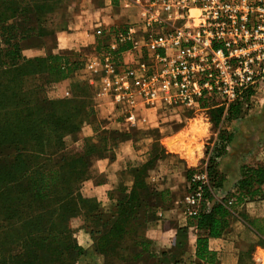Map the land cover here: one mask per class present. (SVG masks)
I'll return each instance as SVG.
<instances>
[{
    "label": "crops",
    "instance_id": "obj_1",
    "mask_svg": "<svg viewBox=\"0 0 264 264\" xmlns=\"http://www.w3.org/2000/svg\"><path fill=\"white\" fill-rule=\"evenodd\" d=\"M126 1L82 0L69 3L68 25L58 31L52 42L44 38L40 44L31 46L28 53L31 57L52 53L76 58L85 55L88 58L95 50L103 48L107 30L123 28L134 20L132 8L125 7ZM91 99L93 112L84 125V131L78 132L79 147L74 146L64 152L65 155L77 154L84 158L88 178L80 186V193L93 198L103 214L110 213L122 196L135 191L150 196L152 205L153 220L143 231L148 248L141 256L123 264H148L152 254L168 258V264H207L195 255L196 239L205 236L206 231L198 230L194 223L189 222L185 196L188 177L204 160L205 144L219 132L220 127L212 126L208 117L211 110L153 108L138 103L134 109L135 120L130 122L126 119L128 108L118 107L107 99H98L95 94ZM88 139L94 143L100 139V145L87 151L84 142ZM231 157L230 154L223 156L218 165L222 182L213 192L214 202L227 199L230 204L226 228L218 237H209L207 241L214 264H239L238 236L243 229L250 230L241 215L251 219L264 213V183L259 196L234 202L240 191L238 182L242 175L239 170L235 171L236 161L233 162ZM139 168H142L143 188L134 185L135 176L131 173ZM113 170L120 175L129 174L123 181L125 184L111 176L110 171ZM254 236L258 238L255 233ZM77 240L78 245L86 249L90 247L92 237L84 228L78 231ZM132 251L141 253L140 248ZM253 259L256 264H264V247L253 253Z\"/></svg>",
    "mask_w": 264,
    "mask_h": 264
},
{
    "label": "built area",
    "instance_id": "obj_2",
    "mask_svg": "<svg viewBox=\"0 0 264 264\" xmlns=\"http://www.w3.org/2000/svg\"><path fill=\"white\" fill-rule=\"evenodd\" d=\"M134 20L109 29L105 49L84 59L98 99L130 111L183 107L218 112V126L239 119L264 93V0H127ZM179 24V25H177ZM120 47L122 50L118 51ZM222 143L205 144L204 167L190 177L187 216L195 215L209 183L206 166L220 160ZM208 210L210 202H203Z\"/></svg>",
    "mask_w": 264,
    "mask_h": 264
},
{
    "label": "rangeland",
    "instance_id": "obj_3",
    "mask_svg": "<svg viewBox=\"0 0 264 264\" xmlns=\"http://www.w3.org/2000/svg\"><path fill=\"white\" fill-rule=\"evenodd\" d=\"M79 1L81 2L82 0H45L44 4L46 6H44L42 0H0V122L1 119H4L5 113L7 117L12 115L15 104L22 97L24 100L28 99L27 97L29 96L31 99L36 96L39 100H46L44 108L39 111L41 120L37 121L34 126H23L24 130H29L31 146H37L44 151V154L38 156L34 161V164L40 161L43 162L44 169H49L52 164L68 158V156L64 155L66 149L74 146L79 147L78 132L84 131V125L88 123L90 116L82 114V116L76 118L73 110L79 109L83 112L88 105L92 106L93 100H87L86 98L94 94L95 88L88 82V73L83 70V65L81 68L71 72L67 77L59 78L56 73L48 72V64L46 62L33 60V57L28 53V49L39 43V41H43L44 38L48 42H52L58 31L69 23L70 12L67 5ZM45 7H47L46 18L42 21V19L37 18V15L41 16L42 9ZM41 24L46 26L48 32L44 38L32 33V28L36 30V26ZM14 43L18 45V52L15 56L9 53L14 50ZM89 53H86V55L89 56ZM82 58H85V55ZM80 95L84 97L79 98ZM68 117L70 118V125L68 126H54L50 122L53 118H60L61 122ZM208 117L212 126H215L217 121L215 111L211 110ZM218 128L217 137L222 129L221 126H218ZM222 132L225 136H229V139L225 152L217 163V167L221 163L223 156L227 154L232 156L233 162L236 161L235 171L239 170L241 172L244 167L255 164L264 166V93L258 94V98L254 100L248 112L242 114L239 119L230 122L229 126H223ZM16 135L17 126H0V179L2 180L9 179L2 165L4 166L8 161L13 162L16 157V149H14L15 143H18ZM46 159L47 161H45ZM203 167L204 160L196 171L201 170ZM110 174L111 176L114 175L115 178H119L121 183L129 176V174L120 175L115 170L110 171ZM80 175L78 173L74 176L72 174H64V172H61L60 175L58 174L53 183L54 187H52V190L54 194L52 196L58 195V191H61L59 188L61 187L60 181L69 180V182L74 183L75 187ZM83 183L84 180L78 184V192L81 196L80 186ZM146 197L144 195L141 196V198ZM142 200L141 203L143 204L144 199ZM50 202L53 204L52 201ZM93 205L87 204L90 207H93ZM9 208L10 216L6 218L4 216V205H2L0 200V224L9 223V226L0 232V248H3V251H0V264L109 263V261L105 262L107 257L94 247L93 238L90 247L86 249L80 247V253L76 249H70L69 251L63 249V246L68 242L71 245L76 244L79 246L77 234L80 229H84L83 223L85 222L80 213L69 214L67 217H60L58 220H54L53 213L55 212H53V209L50 210L51 213H48L47 218L49 219V215H51L50 220L54 221V223L49 222L46 224L50 226L51 233L62 238L55 243H44L38 237L40 233L34 234L32 231L35 224L45 222L43 221L44 219H41L42 216L33 218V221L29 222L27 212L20 217V214L13 212L15 206L12 205ZM34 210L32 214H37V207ZM141 210H145L144 207ZM133 215H135L134 212ZM255 218L259 221L258 225L264 226V213ZM92 222L94 230L98 227V233L94 236V239H97L98 235L107 229V226L103 228L102 225L109 222V216L96 215L95 220ZM127 223H129L128 232L130 230L137 232V228L132 226V221L127 220ZM150 223L149 221L148 224ZM99 244L101 245L102 243ZM112 244L110 242L105 244V246L110 247ZM237 244L241 252L239 264H256L253 259V253L259 247H264V241L256 238L251 229H243L238 236ZM130 245L131 243L128 240L127 242H121L120 247L114 254L116 253L121 257L130 256ZM97 249H99V245ZM108 253L112 254L111 250ZM8 254H10V257H8ZM115 258L117 256L111 258V264H114ZM164 259L160 256L151 258L149 264H167L168 261ZM115 264H123V261L116 260Z\"/></svg>",
    "mask_w": 264,
    "mask_h": 264
},
{
    "label": "trees",
    "instance_id": "obj_4",
    "mask_svg": "<svg viewBox=\"0 0 264 264\" xmlns=\"http://www.w3.org/2000/svg\"><path fill=\"white\" fill-rule=\"evenodd\" d=\"M44 6H46L45 0H42ZM48 6V5H47ZM47 7L42 9L41 16L37 15L38 19L46 18L45 13ZM39 24V23H38ZM32 33H36L39 36L46 37L47 30L46 26L38 25L35 28H32ZM109 35L105 33L103 38V48L99 49L101 51L107 46V41ZM22 38V37H21ZM39 43L35 44L38 45ZM34 46V45H33ZM101 46V47H102ZM14 50L9 53L15 56L18 52L17 43L13 44ZM123 47H120L118 51L122 50ZM97 52V50H95ZM33 60L46 62L48 64V72L56 73L59 78L67 77L74 70L81 68L83 65L84 58L72 57L68 54H52L48 53L43 57H33ZM30 97V96H29ZM27 97L25 99L22 97L19 102L15 104V108L10 117H7L5 113L4 119H1L0 126H17V139L18 143H15L16 157L14 161H8L5 165H2V168H5L6 176L9 179L2 180L0 179V200L2 205H4V216L8 218L10 216V206H15L13 212L20 214V217L27 212V218L29 222L33 221V218H38L42 216V220L45 221L42 224H35L33 226V233H40L38 235L39 239L44 243H55L58 240H61L62 237H57L55 234L51 233V228L46 223H54L50 220L51 215L48 217V213H51L50 210L53 209L54 220H58L60 217H67L69 214H78L80 213L83 216V226L88 230L89 234L94 240V247L100 253H103L105 262L111 264L112 257L117 256L116 260H122L123 262L130 259H135L145 253L148 248V241L143 235V231L147 226L148 222L153 220V212L151 211L152 205H150V196L144 194H138L137 191L131 194H127L121 197L120 201L115 205L114 209L108 213L103 214L97 209L96 201L93 198H85L81 196L78 192V184L82 180L88 178V173L86 170L84 158L81 155L70 154L65 155L68 158L61 160L56 164H52L51 168L44 169L43 162L35 163V159L44 154L43 150L40 148L32 147L29 140L31 135L29 130H24L23 126H34L37 121L41 120L39 117V111H41L46 103V100L37 98L33 96L32 99ZM83 95H80L79 98H83ZM92 96L86 98L87 100L91 99ZM76 118L79 116L92 115V106L88 105L85 108V111L82 110H73ZM239 108H236L235 111L229 116L230 119L235 117H240ZM217 115V121L215 126L218 123L219 115L218 112H215ZM89 118V120H90ZM43 119V118H42ZM88 120V121H89ZM43 121V120H42ZM54 126H68L70 125V118H65V120L60 122V118H53L50 120ZM79 124V122H78ZM223 128L220 130L219 139L222 143V148L220 149V155L224 154L225 148L228 144L229 136H225L222 132ZM86 150L90 151L100 145V139L95 143L92 140H86L84 142ZM5 161V160H4ZM2 161V162H4ZM47 161V159L45 160ZM217 163L213 160H209L206 166V170L209 177V183L215 189L220 187L222 178L219 175L217 169ZM50 164V165H51ZM64 172V174H81L79 179L76 181V186L74 187L73 182L69 180L60 181V190L58 195L52 196L54 187V181L56 176ZM133 173L135 176V186L143 188L144 184L142 183L141 174L142 168L136 170ZM191 175V174H190ZM241 179L238 182L239 192L234 199V202L240 203L243 201V198L252 199L261 194V186L264 183V166L261 164H255L253 166L244 167L241 171ZM190 181V176L188 177ZM192 188L190 183L188 184L187 192ZM147 196L146 198H141V196ZM51 199V200H49ZM144 199V206L141 203ZM205 200L210 202V207L207 210L205 208ZM52 201L53 204L50 202ZM148 201V202H147ZM203 202H201L199 208L197 209L195 215L189 216V222L194 223L196 228L200 231H206L205 236H198L196 239V252L195 255L198 259L204 261L207 264H214L215 259L213 253L208 250L207 241L209 237H218L227 226V216L229 215L230 204L227 199H222L221 201L214 202V195L207 188L204 189L203 193ZM140 202V205H139ZM40 204V205H39ZM87 204H94L93 207L87 206ZM38 205V206H37ZM55 207L53 208V206ZM37 207L38 213L32 214V211ZM144 207L145 210H141ZM141 210V212H140ZM136 211V212H135ZM133 212L135 215H133ZM96 215H108L109 222L104 226H107L105 232L100 233L97 239H94L95 234H97V228L93 229V222L96 218ZM247 225L250 226V229L255 233V235L261 241H264V226L258 225V220L256 218L248 219L244 214L241 215ZM9 220V219H8ZM7 220V221H8ZM127 220L133 222L132 226L137 228V232L129 231V223ZM20 221V220H19ZM9 226V223L0 224V232L4 231ZM65 238V236H63ZM122 239V240H120ZM124 239V240H123ZM131 243L129 248L130 256H118L114 252L120 247L121 242ZM69 241V240H67ZM66 241V242H67ZM113 243L112 246H105L107 243ZM99 243H102L101 245ZM99 245V249L97 246ZM60 246V244H59ZM134 248H140L141 253H134L132 250ZM60 249V248H59ZM65 251L70 249H76L78 253L81 252L80 246L76 244L71 245L69 242L63 246ZM111 250L112 254L108 252ZM0 251H3V248H0ZM127 255V254H126ZM10 257V254H8ZM162 259L166 257L160 256ZM151 258H156L153 254L150 255ZM164 259V260H165ZM116 260L114 264L116 263ZM165 260V261H166ZM170 261V260H169ZM168 261V263H169ZM167 263V264H168ZM149 264V262H148Z\"/></svg>",
    "mask_w": 264,
    "mask_h": 264
}]
</instances>
